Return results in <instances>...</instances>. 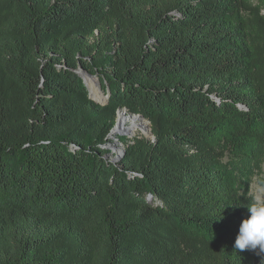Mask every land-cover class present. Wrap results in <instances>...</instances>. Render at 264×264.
<instances>
[{"label": "trees", "instance_id": "16d2710c", "mask_svg": "<svg viewBox=\"0 0 264 264\" xmlns=\"http://www.w3.org/2000/svg\"><path fill=\"white\" fill-rule=\"evenodd\" d=\"M263 165L264 0H0V264H264Z\"/></svg>", "mask_w": 264, "mask_h": 264}, {"label": "clouds", "instance_id": "9594fccd", "mask_svg": "<svg viewBox=\"0 0 264 264\" xmlns=\"http://www.w3.org/2000/svg\"><path fill=\"white\" fill-rule=\"evenodd\" d=\"M250 215L242 220L235 239L236 250H256L264 253V203L248 207Z\"/></svg>", "mask_w": 264, "mask_h": 264}, {"label": "bare ground", "instance_id": "6f19581e", "mask_svg": "<svg viewBox=\"0 0 264 264\" xmlns=\"http://www.w3.org/2000/svg\"><path fill=\"white\" fill-rule=\"evenodd\" d=\"M85 82H86L87 87L91 91V92L89 91L90 95H92L93 94V91H92L93 87L92 86L94 85L95 80L86 78ZM95 97L93 94L92 99L94 100ZM116 129H117V132H122V133H124L123 135H125L127 137L133 136V134L136 131H140V132L147 134V135L150 134V126L145 121H142L141 119L136 118V117H131L127 113H123V112H120L118 114ZM123 135L112 134L109 136V138L114 140V138L116 136H123ZM116 145H117L116 140H114L113 144L108 145V149L115 152L119 148V147L113 148ZM119 146L121 148L122 145H119Z\"/></svg>", "mask_w": 264, "mask_h": 264}, {"label": "rangeland", "instance_id": "374dc122", "mask_svg": "<svg viewBox=\"0 0 264 264\" xmlns=\"http://www.w3.org/2000/svg\"><path fill=\"white\" fill-rule=\"evenodd\" d=\"M97 78V77H96ZM95 79V78H94ZM98 80V79H97ZM95 81H96V79H95ZM97 82V81H96ZM95 82V83H96ZM93 87V94H94V97H95V101H97V102H99L100 101V98H99V93H98V91H97V87L95 86V84L92 86ZM89 89V88H88ZM90 91V90H89ZM91 92V91H90ZM92 94V95H93ZM92 95H91V97H92ZM98 95V96H97ZM147 123V122H146ZM148 124V123H147ZM136 136H143V137H145L146 139H148V140H152V138H151V136H150V134L149 135H147V134H144V133H142V132H140V131H136L134 134H133V136H125V135H123V136H114L115 138H114V140H116V143H117V145L116 146H114L113 148H116V147H119L115 152L114 151H112V150H109L108 148L107 149H105L106 151H107V153H106V156H107V158L108 159H112L114 156H115V154H118L120 151H122V149L120 148V146L119 145H123V143H124V145H126V143L127 142H129V141H131V139H133L134 137H136ZM114 140H112V139H110V138H108V140H106V142L104 143L105 145H110V144H113L114 143ZM118 140V141H117ZM127 141V142H126ZM123 145V146H124ZM104 146V145H103ZM102 146V147H103ZM260 178L263 180V182H264V165H263V168H262V174H261V176H260ZM251 193L254 195V197H255V199H256V201L260 204V203H264V185H261L259 182H258V179H255L254 180V182L252 183V185H251Z\"/></svg>", "mask_w": 264, "mask_h": 264}, {"label": "water", "instance_id": "95a60500", "mask_svg": "<svg viewBox=\"0 0 264 264\" xmlns=\"http://www.w3.org/2000/svg\"><path fill=\"white\" fill-rule=\"evenodd\" d=\"M76 73H77V74L79 75V77L83 80V84H84L86 87H87L86 82H85L86 78H89V79H94V78H95V79H96L97 82L95 81L96 83L94 82V84H95V86L97 87V91H98V93H99V98H100V100H101V101H99L98 103L104 104V101L107 99L108 94H106V95L103 94V92H102V90H101V84H100L99 80H97V78H96L95 76H92V75H89V74L83 72L82 69H78V70L76 71ZM95 79H94V80H95ZM87 89H88V87H87ZM88 93H89V98H90L92 101L97 102V101H95V100L92 99V97H91V95H90V92H89V89H88ZM120 112L127 113V110H126L125 108H123V109L117 111L115 125H114V127L111 129V131H110V133L108 134V137H107V138H109V136L112 135V134H117V135H123V134H124V133H122V132H117V129H116L117 117H118V114H119ZM129 116L139 118V119H141L142 121L147 122L148 125H149V122L146 121V120H145L141 115H139V114H129ZM150 136H151V138H152L151 141L153 142V141H154V137H153V135H152V133H151V128H150ZM102 148L107 149V148H108V144H107V145H104ZM121 149H122V151H120L118 154H115V156H114L112 159H110V161H111L112 163L116 164V163L121 159V157L123 156V154H124V147H123V145L121 146ZM106 157H107V156H106Z\"/></svg>", "mask_w": 264, "mask_h": 264}]
</instances>
